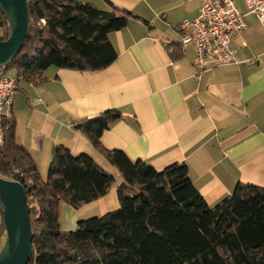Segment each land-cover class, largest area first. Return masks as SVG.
Here are the masks:
<instances>
[{
    "label": "crops",
    "instance_id": "crops-1",
    "mask_svg": "<svg viewBox=\"0 0 264 264\" xmlns=\"http://www.w3.org/2000/svg\"><path fill=\"white\" fill-rule=\"evenodd\" d=\"M76 1L139 18L110 35L118 53L112 66L95 72L51 67L42 85L19 82L9 118L15 122L16 141L31 153L42 177L57 146L74 156L89 154L116 176L105 197L80 209L60 205L63 231L120 207L121 176L74 128L107 111L118 110L122 118L103 133L106 149L122 151L131 161H144L157 170L186 164L210 206L232 195L238 184L264 188V24L256 16L248 14V28L233 38L242 64L199 75L196 49L182 45L179 27L198 17L200 1ZM232 1L248 13L244 0ZM2 225L0 209V231ZM5 240L6 233L0 249Z\"/></svg>",
    "mask_w": 264,
    "mask_h": 264
},
{
    "label": "trees",
    "instance_id": "trees-1",
    "mask_svg": "<svg viewBox=\"0 0 264 264\" xmlns=\"http://www.w3.org/2000/svg\"><path fill=\"white\" fill-rule=\"evenodd\" d=\"M27 1L28 36L0 75L13 71L36 86L46 82L44 73L51 67L95 72L112 66L118 53L110 35L139 18L76 0ZM0 26V40L6 41L9 23L1 13ZM121 118L112 110L74 124L122 183L118 210L82 221L73 231L61 229L60 205L80 209L105 197L116 176L89 154L74 156L57 146L43 180L31 153L16 141L14 120L5 121L0 177L26 191L34 234L29 264H264V188L238 184L232 195L210 206L186 164L157 170L106 149L102 135ZM5 233L3 221L0 238Z\"/></svg>",
    "mask_w": 264,
    "mask_h": 264
},
{
    "label": "built area",
    "instance_id": "built-area-1",
    "mask_svg": "<svg viewBox=\"0 0 264 264\" xmlns=\"http://www.w3.org/2000/svg\"><path fill=\"white\" fill-rule=\"evenodd\" d=\"M198 1L201 3L198 17L183 22L179 27L182 45H193L196 49L198 74L217 67L241 65L242 61L232 45L233 38L248 28V14L256 16L264 24V0H244L248 13L241 12L232 0ZM20 80L9 74L0 75V147L6 143L5 121L12 113ZM36 102L41 103L42 100Z\"/></svg>",
    "mask_w": 264,
    "mask_h": 264
},
{
    "label": "water",
    "instance_id": "water-1",
    "mask_svg": "<svg viewBox=\"0 0 264 264\" xmlns=\"http://www.w3.org/2000/svg\"><path fill=\"white\" fill-rule=\"evenodd\" d=\"M0 13L9 23V38L0 40V67H7L20 53L28 36V1L0 0ZM0 208L6 227L0 264H29L34 256V234L26 191L20 183L0 177Z\"/></svg>",
    "mask_w": 264,
    "mask_h": 264
},
{
    "label": "rangeland",
    "instance_id": "rangeland-1",
    "mask_svg": "<svg viewBox=\"0 0 264 264\" xmlns=\"http://www.w3.org/2000/svg\"><path fill=\"white\" fill-rule=\"evenodd\" d=\"M8 74L14 76V75H15V72H13V71H9ZM40 173H41V172H40ZM47 174H48V172L46 173L45 177H42L43 180H46V179H47ZM41 176H42V175H41ZM118 208H119V207H118ZM116 210H117V209H116ZM63 216H64V218L66 217L65 213H63ZM93 218H94V217H93ZM3 246H4V245H3ZM3 246H2V248H3ZM2 248L0 249V253H1Z\"/></svg>",
    "mask_w": 264,
    "mask_h": 264
}]
</instances>
